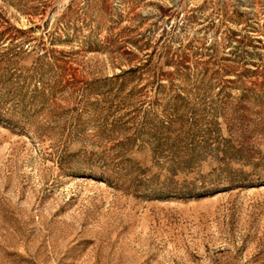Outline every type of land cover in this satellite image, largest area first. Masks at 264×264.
I'll return each mask as SVG.
<instances>
[{
  "label": "rangeland",
  "instance_id": "obj_1",
  "mask_svg": "<svg viewBox=\"0 0 264 264\" xmlns=\"http://www.w3.org/2000/svg\"><path fill=\"white\" fill-rule=\"evenodd\" d=\"M0 264H264V0H0Z\"/></svg>",
  "mask_w": 264,
  "mask_h": 264
}]
</instances>
